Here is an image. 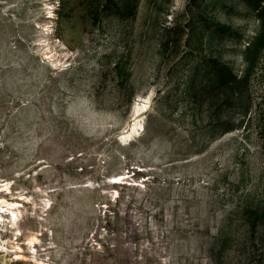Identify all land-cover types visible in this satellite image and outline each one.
<instances>
[{"label": "rangeland", "instance_id": "1", "mask_svg": "<svg viewBox=\"0 0 264 264\" xmlns=\"http://www.w3.org/2000/svg\"><path fill=\"white\" fill-rule=\"evenodd\" d=\"M258 25L243 0H0V264H264Z\"/></svg>", "mask_w": 264, "mask_h": 264}, {"label": "trees", "instance_id": "2", "mask_svg": "<svg viewBox=\"0 0 264 264\" xmlns=\"http://www.w3.org/2000/svg\"><path fill=\"white\" fill-rule=\"evenodd\" d=\"M247 7L252 9L255 12L256 19L258 20V31L253 36L250 43L247 45L245 49V53L249 52L250 50H256L258 43L262 39H264V0H243ZM220 28L224 29V27L219 26ZM226 29V28H225ZM212 65L208 64L210 68H212L211 77L215 82H222L225 85H235L240 82H246L247 74H244L241 77H237L230 68L224 65H220V63L212 62ZM223 131H229L232 129L231 126H227L223 128ZM244 215L247 216L248 221L250 222L252 229H254L259 223L264 222V213L259 212L254 209H245Z\"/></svg>", "mask_w": 264, "mask_h": 264}, {"label": "bare ground", "instance_id": "3", "mask_svg": "<svg viewBox=\"0 0 264 264\" xmlns=\"http://www.w3.org/2000/svg\"><path fill=\"white\" fill-rule=\"evenodd\" d=\"M141 101H143V102H145L146 103V105H147V102H148V98L144 101V100H142L141 99ZM146 105H143V107H141V109H145L146 108ZM132 116L133 117H135V116H138V113H136V112H133L132 113ZM138 121V120H137ZM132 132H133V130H132ZM136 133H138V132H136ZM121 180H124L121 176H119V177H115V178H113V180H112V183L113 184H117V183H119ZM7 206V211L11 214V215H14V210H13V207L15 206L14 204H7L6 205ZM1 209V208H0ZM1 211V210H0ZM7 213V212H6ZM1 212H0V226H4L3 225V221H2V216H1ZM8 214V213H7ZM8 218V217H7Z\"/></svg>", "mask_w": 264, "mask_h": 264}]
</instances>
